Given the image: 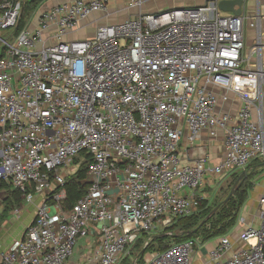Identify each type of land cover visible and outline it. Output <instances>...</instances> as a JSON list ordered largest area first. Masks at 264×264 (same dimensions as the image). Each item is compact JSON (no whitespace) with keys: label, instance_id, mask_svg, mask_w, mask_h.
Returning <instances> with one entry per match:
<instances>
[{"label":"built area","instance_id":"built-area-1","mask_svg":"<svg viewBox=\"0 0 264 264\" xmlns=\"http://www.w3.org/2000/svg\"><path fill=\"white\" fill-rule=\"evenodd\" d=\"M24 3L0 0V188L19 190L35 214L9 248L0 242V264H70L84 238L87 264H119L142 233L161 232L208 201L214 178L242 173L255 159L264 165L260 18L249 51L245 16L224 14L213 0L66 40L107 1L41 7L15 34ZM184 133L190 144L201 134L220 139L221 158L183 161ZM82 163L86 191L64 209L66 177ZM256 208L251 219L238 215L235 238L218 237L212 264H264V193ZM199 243L147 252L143 264H191Z\"/></svg>","mask_w":264,"mask_h":264},{"label":"crops","instance_id":"crops-1","mask_svg":"<svg viewBox=\"0 0 264 264\" xmlns=\"http://www.w3.org/2000/svg\"><path fill=\"white\" fill-rule=\"evenodd\" d=\"M69 1H73V0H47L45 3H43L40 6V8L51 6V5L62 3V2H69ZM106 1H107L106 10L94 12L86 18L78 20L73 30L69 31L65 35L64 38L66 40H78V39H86V38L93 37L96 31V28L98 26L105 25V24H115V23L124 21L132 17L139 11H145L144 10L145 6L148 7L150 12L152 11L156 12L159 10H163L166 8H172V7L201 5L211 0H143L140 9L139 8L135 9L134 6L130 7L126 3L125 0H119V1L106 0ZM213 1H219V0H213ZM144 3H145V6H144ZM36 14L31 19L30 23L34 21ZM224 14H230V13H224ZM241 14L245 16V46H246L245 50L249 51L255 42V36L257 34L256 28L252 24H254L258 18H260L261 28L264 29V0H244ZM260 38H261V43H262V56L264 59V33L263 32L260 34ZM225 106L228 110H230L229 107L236 106L233 93L229 94V103L225 104ZM185 134L186 133H184L182 137V141L180 145V154H181L183 161L193 162V160L204 155L205 157H207L206 163L208 165H212L213 163L217 162L221 158L223 154V145L220 139L208 138L205 134H201V136L199 137L197 141H195L193 144H190ZM8 189H9V186L2 187L0 188V193L5 195L6 190ZM253 189L250 191V193H251L252 201L255 202V206H257V198L261 194L255 193ZM10 192L8 195H5L3 198L9 197ZM33 205L35 207L34 203ZM27 207L28 209L29 208L33 209L32 215L34 216L35 214L34 208L29 204H27ZM1 210H2V207L0 208V211ZM33 216L27 222L28 224L33 219ZM3 222L4 220L1 222V224ZM26 226L24 225L21 228H15V229H18L19 231L16 234V236H14L13 238L7 235H4V233H0V242L2 243V246L4 248H9V246L15 240L20 238ZM15 229H13V231H15ZM86 239L87 238L79 239L81 242L79 241L80 243L79 242L77 243L75 255L72 256L71 259L69 260L70 264H87L86 259H82L85 253L87 252V249H86L87 240ZM216 241L212 243L211 247L206 250L202 247V245L199 246L200 243L197 246H195V251L193 254L191 264H212L211 261H209L208 251L214 247V245L216 244Z\"/></svg>","mask_w":264,"mask_h":264},{"label":"trees","instance_id":"trees-1","mask_svg":"<svg viewBox=\"0 0 264 264\" xmlns=\"http://www.w3.org/2000/svg\"><path fill=\"white\" fill-rule=\"evenodd\" d=\"M46 1L47 0H25L19 23L14 30L15 34L21 31L24 27L29 26V20L32 19L36 13H38L37 11L39 10L40 6ZM250 166L251 168H257L258 166H261L263 168L262 162L257 159L251 161L247 167ZM244 171L247 172V169ZM246 172L242 181L235 187L233 194L227 199L224 198L222 201H220L218 203L219 205L217 209L209 207L208 201H204L199 205L198 209L193 214L174 219L172 223L167 226V233L173 232L174 230H181L184 234V239L182 238V240L174 243L192 238L199 239L200 243H204L211 238L227 234L236 223L239 212L246 202L248 194L250 192L249 190L252 187V184L249 180L250 175ZM240 174L241 171H236L233 172L230 176H234V178L237 180ZM85 176L86 165L85 163H82V165L76 170L75 173L66 177L63 187L66 196L62 202V206L64 209L72 207L76 200L86 191L87 184L83 182ZM2 187L6 186L3 185ZM15 199L20 201L19 203L21 204L22 198L19 190L11 191L9 197L6 198V202L11 203V201H14ZM18 206L19 204L16 205V207ZM2 213L0 215H2ZM1 222L2 221H0V225ZM208 223L210 224L209 229L207 228ZM145 235H147V233L141 234L137 241L131 246L129 253L122 258L119 264H123L125 261H127V264H131L133 258L136 257V255L138 256V259H136V262L134 264H143L144 255L147 253V251H149L152 243L156 242V240L163 241L165 237L168 236V234H166V230L164 232L161 231V233L158 232V234H155L152 237V242L150 241L144 247L145 243L143 242V237ZM170 245L171 244H167V246L163 247L160 250L151 251H162ZM132 250L136 251L137 253L133 258H131Z\"/></svg>","mask_w":264,"mask_h":264},{"label":"rangeland","instance_id":"rangeland-1","mask_svg":"<svg viewBox=\"0 0 264 264\" xmlns=\"http://www.w3.org/2000/svg\"><path fill=\"white\" fill-rule=\"evenodd\" d=\"M117 1H119V0H117ZM144 6H145V3H144ZM134 8L140 9L141 6L140 7H134ZM144 8H145L144 9L145 11H139L138 13H136L133 16H136L138 14H146V13H152L153 12V11L150 12V10L148 9L147 6H145ZM159 11H161V10H159ZM29 22H31V19L29 20ZM2 48H3V44L0 43V52H1ZM246 169H247V172L244 171V173L245 172L249 173V175H250L249 180H250V183L252 184V187L249 191H251L254 188L253 190L255 191V193L263 194L264 193V165H263V168L261 166H258L257 168H251V166H250V167H247ZM236 181L237 180L234 178V176H225V177H220V178H214L212 180L211 187H207V191L209 192V195H210L209 200H208L209 207H211L213 209H217L218 205H219L218 203L220 201H222L224 198H226L228 196V194L230 193V191L235 188ZM4 196L5 195L0 193V208L2 207L0 214L3 212L2 215H0V221L4 220V222L0 226V233H4V235H7V236L13 238L14 236H16V234L19 231L18 229H15V228H21L24 225L26 226L28 224L27 222L33 216L32 215L33 209H31V208L28 209L27 204L31 205L34 208V210H35V207L32 203H26V202L24 204L22 203V205H21L19 203L20 201H18L17 199H15L14 201H11V203H8V202H6V198H3ZM35 201L36 202L39 201V198H35L34 202ZM18 204H19V206H22V207L20 208L18 213H14L13 210L16 208V205H18ZM256 207L257 206H255V202L252 201V197H251V193H250V194H248V198H247L246 202L244 203L243 207L241 208L239 214H243L247 219H251L254 215H256V211H257ZM9 211L10 212L12 211V212L8 214ZM7 214H8V216H6ZM257 224H258V221H256L255 225H257ZM166 228H167V226L163 228V232L166 230V234H168V236L165 237V239L163 241H157L156 240V242L152 243V245L149 248V251H147V252H150L151 250H160L163 247L167 246V244H172L174 242L182 240V238L184 239V237H183L184 234L181 230H178V231L174 230L173 232L167 233ZM207 228L208 229L210 228L209 223L207 224ZM13 229H15V231H13ZM241 229H242V225L235 223L234 226L230 229V231L227 234H229V236L232 235V237L235 238ZM210 231H211V229H210ZM155 234H158V232H156L154 234L150 233V234L145 235L143 237L144 238L143 242L144 243H146V242L149 243L150 241L152 242L151 239ZM217 239H218V237L211 238L204 243H200L199 246L202 245V247L206 250V249L210 248L211 244L214 243ZM79 241L80 240L78 239L77 243ZM77 243L73 249V255L72 256L75 255ZM136 254H137L136 251L132 250L131 258H133L134 255H136ZM137 257L138 256L136 255V257L133 258V261L138 259ZM133 261H132V263H133ZM123 264H127V261H125Z\"/></svg>","mask_w":264,"mask_h":264},{"label":"water","instance_id":"water-1","mask_svg":"<svg viewBox=\"0 0 264 264\" xmlns=\"http://www.w3.org/2000/svg\"><path fill=\"white\" fill-rule=\"evenodd\" d=\"M243 3H244V0H219V1H217V7L220 11H222L224 13H230L234 16H237V15H240L242 13ZM244 175H245L244 172H242L239 175V177L236 181L235 187L237 186V184H239L242 181ZM234 190H235V188L230 191V193L228 194L226 199L233 194Z\"/></svg>","mask_w":264,"mask_h":264}]
</instances>
